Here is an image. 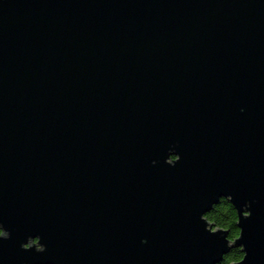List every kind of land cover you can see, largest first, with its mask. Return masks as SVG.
<instances>
[{
  "label": "water",
  "instance_id": "obj_1",
  "mask_svg": "<svg viewBox=\"0 0 264 264\" xmlns=\"http://www.w3.org/2000/svg\"><path fill=\"white\" fill-rule=\"evenodd\" d=\"M232 247L264 264V0H0V264Z\"/></svg>",
  "mask_w": 264,
  "mask_h": 264
},
{
  "label": "trees",
  "instance_id": "obj_2",
  "mask_svg": "<svg viewBox=\"0 0 264 264\" xmlns=\"http://www.w3.org/2000/svg\"><path fill=\"white\" fill-rule=\"evenodd\" d=\"M207 218L215 226L223 227L228 230V237L233 239L237 236L239 229L236 226L237 214L233 205L227 198H220L211 210L206 213ZM242 257L240 247H232L223 255L222 259L216 264H230Z\"/></svg>",
  "mask_w": 264,
  "mask_h": 264
}]
</instances>
